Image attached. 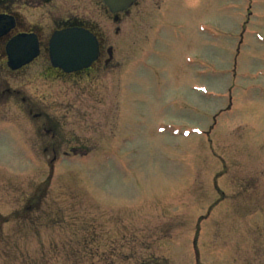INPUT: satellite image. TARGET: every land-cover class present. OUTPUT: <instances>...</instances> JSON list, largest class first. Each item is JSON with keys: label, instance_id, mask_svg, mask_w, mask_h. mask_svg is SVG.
<instances>
[{"label": "rangeland", "instance_id": "obj_1", "mask_svg": "<svg viewBox=\"0 0 264 264\" xmlns=\"http://www.w3.org/2000/svg\"><path fill=\"white\" fill-rule=\"evenodd\" d=\"M138 8L87 153L0 118V264H264V0Z\"/></svg>", "mask_w": 264, "mask_h": 264}, {"label": "flooded vegetation", "instance_id": "obj_2", "mask_svg": "<svg viewBox=\"0 0 264 264\" xmlns=\"http://www.w3.org/2000/svg\"><path fill=\"white\" fill-rule=\"evenodd\" d=\"M142 1L111 13L101 0H0V118L6 110H19L8 115L24 118L41 137L43 153H87L66 130L71 134L68 129L74 131L88 116L89 106L80 98L90 96L97 107L103 99L95 98L96 90H109L107 79L121 73L127 80L128 25L134 14L143 16ZM81 32L93 38L92 51L72 56L65 50L66 36L73 34L75 41ZM123 51L119 64L116 57Z\"/></svg>", "mask_w": 264, "mask_h": 264}, {"label": "water", "instance_id": "obj_3", "mask_svg": "<svg viewBox=\"0 0 264 264\" xmlns=\"http://www.w3.org/2000/svg\"><path fill=\"white\" fill-rule=\"evenodd\" d=\"M101 1L111 13H118L127 10L134 3L135 0H101ZM72 36L73 34L66 36L67 37L65 39L66 43L64 44L66 52L68 51L69 53H71L72 56L77 53L84 55L87 50L89 53H91L92 41H93V38L91 36L83 32H81L80 34L77 33L75 36V41L74 39L71 38ZM68 37H70V39H68ZM76 40H78L79 42H77ZM54 56H55V50L53 49L51 51L52 60Z\"/></svg>", "mask_w": 264, "mask_h": 264}, {"label": "trees", "instance_id": "obj_4", "mask_svg": "<svg viewBox=\"0 0 264 264\" xmlns=\"http://www.w3.org/2000/svg\"><path fill=\"white\" fill-rule=\"evenodd\" d=\"M27 209H28V208H27ZM27 209L25 208L26 212H27ZM34 212H35V213H40L39 215H40L41 217L47 215L44 209H42V210H37V211H34ZM48 225H51V224H48Z\"/></svg>", "mask_w": 264, "mask_h": 264}]
</instances>
